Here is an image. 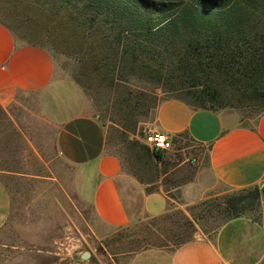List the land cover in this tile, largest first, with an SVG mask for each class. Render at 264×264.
Wrapping results in <instances>:
<instances>
[{
	"label": "rangeland",
	"instance_id": "obj_1",
	"mask_svg": "<svg viewBox=\"0 0 264 264\" xmlns=\"http://www.w3.org/2000/svg\"><path fill=\"white\" fill-rule=\"evenodd\" d=\"M79 8L72 0H0V21L20 41L48 50L57 76L89 85L88 92L82 90L105 126L107 149L119 156L125 171L147 182L148 190H163L168 196V210L156 217H138L126 227L105 233L88 198V180L57 153L51 126L40 119L35 105L26 102L15 117L0 112V177L11 193V214L0 233V243L17 251L8 259L26 257L32 264H126L130 256L147 248L173 250L182 241L195 238L216 243L221 229L231 223L230 236L238 253L235 264H264L261 237L256 235L245 244L242 228L247 234L250 231L238 222H258L264 204V180L255 185L258 204L238 217L227 218L223 197L249 195L254 186L242 193L219 186L199 201L187 203L181 187L193 174L191 164L178 166L147 159L137 163L123 142L125 134L139 141L138 148L143 150L141 130L152 125L155 110L146 116L137 114L138 110L127 113L128 106L114 96L116 90L95 76L92 66L87 68L92 64L87 51H78L83 38L80 25L86 23L82 14V20L79 17ZM91 42L89 38L86 41L89 49ZM84 66L89 77L81 74ZM145 82L131 84L151 90L153 85ZM155 95L148 103L164 97L160 89ZM249 105L243 102L225 108L238 113L242 124H252L260 107ZM134 121V131L121 132L120 123L133 126Z\"/></svg>",
	"mask_w": 264,
	"mask_h": 264
},
{
	"label": "crops",
	"instance_id": "obj_2",
	"mask_svg": "<svg viewBox=\"0 0 264 264\" xmlns=\"http://www.w3.org/2000/svg\"><path fill=\"white\" fill-rule=\"evenodd\" d=\"M26 102L35 105L40 119L51 126L57 153L88 180V198L105 233L168 210L163 190H148L147 182L125 171L119 156L108 151L105 126L80 85L56 75L48 50L18 40L0 22V112L13 117ZM151 126L177 145L163 152L164 161L193 167L191 178L181 187L187 203L219 186L242 189L264 180V113L254 123L242 124L232 109L194 108L166 98L158 104ZM10 214L11 193L0 177V233ZM238 222L250 231L242 228L245 244L256 235L264 244V204L258 222ZM230 224L221 229L216 243L195 238L173 250L147 248L130 256L126 264H235L238 253ZM12 248L0 243V264H32L26 257L9 260L17 252Z\"/></svg>",
	"mask_w": 264,
	"mask_h": 264
},
{
	"label": "trees",
	"instance_id": "obj_3",
	"mask_svg": "<svg viewBox=\"0 0 264 264\" xmlns=\"http://www.w3.org/2000/svg\"><path fill=\"white\" fill-rule=\"evenodd\" d=\"M72 1L82 8L79 17L82 20V14L86 22L80 25L78 51H87L92 63L87 68L92 66L94 75L116 90L114 96L128 106L127 113L138 110L146 116L166 98L211 110L249 102V107H260L257 119L264 113V0ZM87 68L81 74L89 77ZM136 81L153 87L131 84ZM77 83L89 91L85 82ZM158 89L164 97L148 103ZM136 124L120 123L121 132L134 131ZM124 138L137 163L164 161L163 151L146 144L141 150L139 141L126 134ZM257 202L259 190L254 186L249 195L225 196L221 204L225 216L233 218Z\"/></svg>",
	"mask_w": 264,
	"mask_h": 264
},
{
	"label": "built area",
	"instance_id": "obj_4",
	"mask_svg": "<svg viewBox=\"0 0 264 264\" xmlns=\"http://www.w3.org/2000/svg\"><path fill=\"white\" fill-rule=\"evenodd\" d=\"M141 132L143 141L151 150L164 152L172 148V139L153 126L144 125Z\"/></svg>",
	"mask_w": 264,
	"mask_h": 264
}]
</instances>
